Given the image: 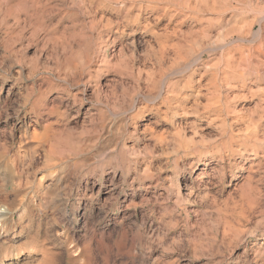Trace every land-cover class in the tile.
I'll return each instance as SVG.
<instances>
[{
    "label": "rangeland",
    "instance_id": "rangeland-1",
    "mask_svg": "<svg viewBox=\"0 0 264 264\" xmlns=\"http://www.w3.org/2000/svg\"><path fill=\"white\" fill-rule=\"evenodd\" d=\"M0 221V264H264V0H0Z\"/></svg>",
    "mask_w": 264,
    "mask_h": 264
},
{
    "label": "bare ground",
    "instance_id": "bare-ground-1",
    "mask_svg": "<svg viewBox=\"0 0 264 264\" xmlns=\"http://www.w3.org/2000/svg\"><path fill=\"white\" fill-rule=\"evenodd\" d=\"M261 29V28H260ZM201 60H202V56H198L196 57L192 62H189L187 65H186V69L182 72H195L196 70H198V66L201 64ZM180 74H183L180 72ZM190 79V78H189ZM175 84V83H174ZM164 87L161 88L160 91L157 92V94H155V96L151 97V99H147L148 101H150L153 105L156 104L157 102H167L169 101L168 100V97L167 95L171 92V89L173 87V83H168L167 85H163ZM148 107V106H147ZM146 108V106H143V107H139V108H136V116H139L143 113V110ZM135 109V107H134ZM241 147V146H239ZM239 151V150H238ZM230 152V151H229ZM219 161L221 163H224L225 162V158L223 156H220L219 157ZM211 163V162H210ZM206 166L209 165V163L205 164ZM222 166V165H221ZM223 168V167H221ZM171 183H172V186L176 187L177 188V195L179 194V189H180V183L177 179H172L171 180ZM180 198V196L176 197V199L178 200ZM4 210V209H3ZM3 212V211H2ZM6 213V212H5ZM3 215V214H2ZM5 215V214H4ZM3 217V216H2ZM6 217V216H5ZM1 222V221H0Z\"/></svg>",
    "mask_w": 264,
    "mask_h": 264
}]
</instances>
